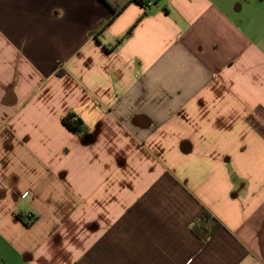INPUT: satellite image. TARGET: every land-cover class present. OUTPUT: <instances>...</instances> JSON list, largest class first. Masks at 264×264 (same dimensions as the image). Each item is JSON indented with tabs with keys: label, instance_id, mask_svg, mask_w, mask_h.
<instances>
[{
	"label": "crops",
	"instance_id": "1",
	"mask_svg": "<svg viewBox=\"0 0 264 264\" xmlns=\"http://www.w3.org/2000/svg\"><path fill=\"white\" fill-rule=\"evenodd\" d=\"M0 264H264V0H0Z\"/></svg>",
	"mask_w": 264,
	"mask_h": 264
},
{
	"label": "trees",
	"instance_id": "2",
	"mask_svg": "<svg viewBox=\"0 0 264 264\" xmlns=\"http://www.w3.org/2000/svg\"><path fill=\"white\" fill-rule=\"evenodd\" d=\"M135 1H137L138 3L144 6L146 5V0H135ZM62 123L68 130L76 134L78 137L82 139L89 138L90 132L88 126L85 124L83 119L75 112H68L63 117ZM209 217L210 215L207 213V211L204 210L201 214V219H208ZM202 229L203 228L198 226L197 224H194L192 227L193 233L200 238L203 237L201 233Z\"/></svg>",
	"mask_w": 264,
	"mask_h": 264
},
{
	"label": "built area",
	"instance_id": "3",
	"mask_svg": "<svg viewBox=\"0 0 264 264\" xmlns=\"http://www.w3.org/2000/svg\"><path fill=\"white\" fill-rule=\"evenodd\" d=\"M156 0H146V7H150V6H152L153 4H154V2H155Z\"/></svg>",
	"mask_w": 264,
	"mask_h": 264
}]
</instances>
